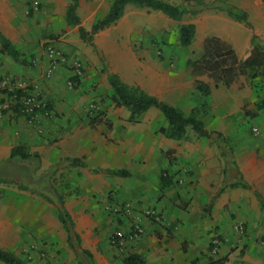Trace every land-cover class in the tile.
<instances>
[{
    "label": "crops",
    "instance_id": "1",
    "mask_svg": "<svg viewBox=\"0 0 264 264\" xmlns=\"http://www.w3.org/2000/svg\"><path fill=\"white\" fill-rule=\"evenodd\" d=\"M161 1L184 4V0ZM217 1L205 0L210 8L187 14L181 22L160 11L128 5L117 23L94 36L92 46L74 27L77 39L64 37L62 43H54L70 61L83 62L84 77L70 88V66L61 65L48 80L44 52L36 50L37 61L31 64L25 55L29 51L9 31L14 9L0 0V32L19 52L25 51L22 59L28 64L3 54L0 44V79L29 81L32 93L45 99L53 114L31 125L25 117L5 111L0 117V162L24 145L41 158L40 170L24 180L44 175L51 179L55 173L67 183L62 189L48 184L41 189L42 199L24 200V219L2 226V235L10 240L4 249L14 252L43 241L55 249L58 264H126L127 256L110 241L118 222L104 207L109 202H130L138 212L154 208L163 217V224L146 223L144 236L131 245L130 255L143 259V264H218L226 258L225 264H264V206L259 197L264 200V99L257 98L246 77H239L230 88L216 86L207 75L194 76L189 65L200 59L210 37L228 43L240 60L251 50L254 34L264 42V2L222 0L247 14L251 30L215 10ZM112 2L79 0L82 26L90 31L108 14ZM68 4L69 0L57 3L65 23ZM66 25L69 31L71 26ZM181 25L196 27L188 48L180 45ZM110 74L187 116L203 108L199 118L212 136L203 138L188 130L184 140L168 139L160 133L167 121L156 109L130 122V111L111 102ZM196 81L211 86V96L198 92ZM98 112L105 113L104 121L92 127ZM69 159H81L86 166L74 167ZM113 170L129 176L108 173ZM55 194L64 199L71 233L59 220ZM215 235L219 236L216 252Z\"/></svg>",
    "mask_w": 264,
    "mask_h": 264
},
{
    "label": "trees",
    "instance_id": "2",
    "mask_svg": "<svg viewBox=\"0 0 264 264\" xmlns=\"http://www.w3.org/2000/svg\"><path fill=\"white\" fill-rule=\"evenodd\" d=\"M204 1L205 0H184V4L182 5H173L170 2L161 0H113L108 14L103 19L97 21L90 31H88L82 26V21L78 15L79 0H69L66 10V23L71 27H78L81 40L89 46H92L94 36L117 23L124 16L125 8L128 5H133L141 9L160 11L170 19L181 22L183 17L187 14L197 15L210 8ZM213 8L227 13L232 19L245 23L248 28L253 30V26L248 21V16L245 12L226 5L222 0L217 1ZM195 35L196 27L194 25H181L179 29L180 45L184 48L190 47L194 43ZM0 44L3 54L12 57L16 62L28 65L27 61L22 59V53L19 52L11 41L4 37L1 32ZM189 65L194 76L200 77L207 75L214 81L216 86L222 84L226 88H230L236 83L238 78L242 76L247 78L250 85H254L257 84L258 81L264 80V42L257 34H254L251 50L240 60L228 43L219 38L210 37L206 39L204 43V51L200 59L190 62ZM109 84L113 92L110 97L111 102L115 108H125L130 111V122L135 123L143 114L152 109H156L161 112L167 121V126L160 128V133L168 139L175 141L184 140L187 137L188 130L194 131L203 138H210L212 136L199 118L202 112L205 113L203 108H195L192 113L187 116L177 107L171 106L148 95L140 88L126 85L116 75H109ZM196 90L205 97H209L212 94L211 86L202 81H196ZM15 115L17 117L23 116L19 110H16ZM104 116V112H98L97 116L91 120L92 127L102 123L104 121ZM69 161L74 167L86 166L81 159H69ZM40 168V156L36 153H31L24 145L15 147L12 150L9 160L0 162V169H13L21 176L20 178L32 177ZM108 173L117 177L129 176L128 172L120 170H113ZM19 180L14 181L16 182L14 183L0 177V185L16 184L21 190H26V188L20 185ZM4 196L5 192L0 191V197L2 198ZM55 196L60 205L59 220L66 230L71 233L73 224L65 209L64 199L61 195L55 194ZM259 197L264 206V200L261 196ZM226 262L227 258L219 261L218 264H225ZM0 263L28 264V261L18 256L16 253L0 246ZM125 263L143 264L144 260L135 255H130L125 259Z\"/></svg>",
    "mask_w": 264,
    "mask_h": 264
},
{
    "label": "built area",
    "instance_id": "3",
    "mask_svg": "<svg viewBox=\"0 0 264 264\" xmlns=\"http://www.w3.org/2000/svg\"><path fill=\"white\" fill-rule=\"evenodd\" d=\"M262 1L264 2V0ZM45 56L47 66L44 77L46 79L53 78L61 65H68L71 68L68 81L70 88H74L76 83L84 77L83 62L80 60L70 61L57 45L48 47ZM0 97L6 98V101L0 99V117L5 111L16 114V110H19L29 124L37 125L53 116L49 103L39 94L34 95L31 83L25 79L2 77L0 79ZM254 133L258 134V130L254 129ZM104 210L118 222L110 234L111 244L121 255L127 257L130 255L131 245L144 236L146 223L163 224V217L156 209L148 208L138 212L130 202H109L105 205ZM238 231L243 233L244 228L239 227ZM212 244L216 252L219 248V236H214ZM30 245L25 250L27 252L25 259L28 264H58L51 248L43 244Z\"/></svg>",
    "mask_w": 264,
    "mask_h": 264
},
{
    "label": "rangeland",
    "instance_id": "4",
    "mask_svg": "<svg viewBox=\"0 0 264 264\" xmlns=\"http://www.w3.org/2000/svg\"><path fill=\"white\" fill-rule=\"evenodd\" d=\"M59 0H6L10 9H14L15 19L13 23H9V31L14 36H17L18 42L23 45L22 53L28 54V59H31V64H35L39 51L45 53L48 47L55 45L54 43H62L61 38L70 40L77 39L76 31L74 27L67 30L68 26L63 20L62 12L59 6H57ZM10 2V3H9ZM61 49V48H60ZM36 50H39L34 53ZM62 50V49H61ZM31 53H34L31 54ZM253 91L256 92L257 98L264 99V82H257V84L250 85ZM264 101V100H263ZM262 102V101H261ZM8 171V172H7ZM7 172V173H6ZM51 179L44 175L39 180H24L21 176L13 169L2 170L0 169V177L5 178L9 181L22 180L20 184L29 192L21 191L16 184H2L0 185V191L5 192L4 197H0V246L4 248L3 244L8 243L10 240L2 235L3 225L6 223H14L20 219H24V213L27 210L26 203L24 200L30 198L42 199L43 189L48 184L54 185L57 189H62L67 186L65 177L55 178V173ZM16 183V182H14ZM54 183V184H53ZM18 184V183H17ZM38 192L33 194L32 192ZM49 196V195H48ZM51 197V196H50ZM28 244V243H27ZM15 248L14 253L23 259L26 258V247ZM32 244H43L53 250L52 246H49L45 242H32ZM29 246V245H28ZM31 246V245H30ZM2 264V263H0Z\"/></svg>",
    "mask_w": 264,
    "mask_h": 264
}]
</instances>
